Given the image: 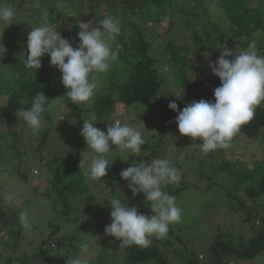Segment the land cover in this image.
Returning <instances> with one entry per match:
<instances>
[{
	"label": "trees",
	"instance_id": "1",
	"mask_svg": "<svg viewBox=\"0 0 264 264\" xmlns=\"http://www.w3.org/2000/svg\"><path fill=\"white\" fill-rule=\"evenodd\" d=\"M40 1L43 6L46 0H32ZM52 2V0H47ZM70 3L74 0H68ZM109 4V16L119 18L123 17L124 23L121 24V34L118 36L122 50L119 51L121 56L118 61H114L110 64L115 68V71L122 70L120 68V61L126 65L128 69L127 76L121 81H114L108 88L107 92L103 94H95L91 102L88 105H76L73 104L68 97L63 98L64 105L68 106L73 115L79 119L78 125L82 127L83 121L89 119H106L109 120L117 110V104H133L137 101L154 100L153 104L156 107H160L161 112L150 121V127L152 126L160 134V139L156 143V151L158 149H165V142L168 138L169 129H176L174 135H182L178 131V125L176 123V117L178 113L171 110L168 107L170 101H175L179 109H183L187 104L192 101H199L200 99L214 100V91H207L202 95V85L208 86L212 81L218 77L215 76L209 62L216 61L220 55L221 49L217 48L226 44L231 49L247 50L248 45L251 41L255 40L259 54L264 55V38H260L258 34L264 33V0H106ZM0 6H10L15 12V18L12 24L9 25L8 40L0 39L5 50L9 47L11 50L5 54L3 49L0 48V54L2 55L0 74V101L4 95L11 89H17V92H23L24 105L23 108L18 105L16 113L23 111L31 107L33 98L41 91L46 97H50L51 90V79L50 77L44 76L39 69L33 70L25 67V60L27 56V46H24L27 41L28 34L33 30L34 27H39L40 21L46 22V15L36 10L38 16L34 18L32 14H29L32 10L28 0H0ZM48 6V5H47ZM48 14L50 15V22L55 24L62 20L57 27L61 35L65 36L72 42L74 48L77 45L79 38L73 39L69 35V31L64 30V23H68L75 19V16L71 13L63 12L60 6L55 4L48 6ZM95 8V7H93ZM85 11L82 17L95 15L97 11L94 9ZM97 7L96 10H98ZM137 15L140 17V22L134 21L131 16ZM105 18V17H104ZM104 18H101L102 20ZM61 22V21H60ZM2 24V23H0ZM167 27L166 32H161V27ZM100 25L98 24L97 27ZM63 28V29H62ZM149 31V32H148ZM148 32V34L146 33ZM78 33V32H77ZM76 33V34H77ZM177 34H182L188 38V41L184 42L181 37ZM150 36V37H149ZM25 47V50L23 51ZM20 51V57L13 58L15 55L14 51ZM192 53L193 56H190ZM207 56H206V55ZM231 59L232 57H226ZM45 58L42 57V64ZM199 65V76L193 78V73L190 71V66ZM41 64V65H42ZM164 65L170 66L176 76V86L183 92L184 98H173L167 95L166 92L162 93L167 77L164 75ZM114 71V72H115ZM92 79L94 80V75ZM15 91V90H14ZM14 91L12 93H14ZM12 96H17L13 95ZM49 101V100H48ZM45 106L46 110L49 107V102ZM1 104V103H0ZM16 104V103H15ZM92 115L91 117L85 118L86 111ZM13 109L7 111L8 116L4 117V114L0 112V125L6 122L14 120L17 116L12 113ZM51 112V111H50ZM89 114V115H90ZM144 115V114H143ZM47 118H52V115L47 114ZM47 129L43 137V142H46L47 134L53 129V126L48 123ZM101 128V127H100ZM11 141L10 146L14 149L16 155H21L22 144L18 141L20 139L19 129L9 128ZM5 131L0 130V134L5 136ZM264 133V103L255 109L254 118L243 125L239 132L233 137L240 139L241 137H249L250 139H257L259 135ZM154 135V133H152ZM152 136V135H151ZM145 138L146 143L142 148H149V138ZM85 141L81 142L76 147L70 148L68 153L62 158V160L56 165V173L52 179V189L47 190L46 196L52 198V204L55 208L54 211L57 214H61L70 221H74L78 218V213L72 215V201L76 198L90 191L92 188L99 184L107 181L109 178L115 177L114 166L108 169L107 177L101 178L100 180H90L88 171L84 169L83 164L80 166L82 161V153ZM150 155V154H149ZM154 158H157L156 154H152ZM232 159H225L222 165L219 166L215 172L207 175L205 185L202 189L204 194H210L213 196L217 206L213 209V215L216 211L222 212V217H226L227 213L240 212L241 221L239 230H236V240L230 242H224L222 239L230 238V227L225 228L222 224L217 228L216 233L211 240L203 241L206 238L204 227L211 225L209 221L213 215L205 214L204 218L201 217L202 223L200 224V217L197 214L198 211L204 208L208 203L200 204L196 203L193 206L184 203L183 193L188 189H193L196 186L195 180L189 181L185 178H181L179 183L166 184L164 191L172 194L176 199L182 200V206H177L181 209V214L184 215V221L181 220L178 223L171 224L166 237L157 239L152 237V244L150 247L141 248L137 245L130 246V261L131 262H148V260H155L158 264H167L168 254L174 252L175 255L183 253L187 255L192 253L193 248L197 242L202 241L207 245V251L201 252L192 258H189V262L200 260L205 258V255L213 258L212 264H224L223 256L229 255L234 256L236 260H254L264 256V214L261 215L260 209L264 208V203H257V198L264 195V161L256 164L253 170L247 171V173L241 175L238 174L237 170L230 172L232 180L226 182L223 178L224 170L227 169L226 165L232 164ZM52 162H49L50 169H53ZM120 164V163H119ZM118 164V165H119ZM115 165V164H114ZM123 163H121V166ZM123 165L124 166H129ZM179 168V163L173 164ZM80 166V167H79ZM120 166V165H119ZM22 165L19 166V168ZM181 167V166H180ZM183 167V165H182ZM234 168V165H233ZM32 172L24 171V169L18 170V174L24 180H27L30 173H34L33 167ZM220 172V173H219ZM219 173V174H218ZM202 175H205L202 172ZM240 177L238 182L232 185L234 179ZM223 177V178H222ZM222 178V179H221ZM247 183L246 187L243 186ZM217 185V186H215ZM216 187V189L214 188ZM219 186V187H218ZM196 189H198L196 187ZM129 190V191H128ZM127 191L130 194L128 199L130 207L131 204L136 201L141 205V209L149 201H147L144 193H139L135 197L131 190L128 188ZM228 191V194L226 192ZM239 192H242L241 194ZM220 193L226 194L229 198L221 197ZM6 195H3L0 199V205L7 202ZM42 198V197H41ZM75 198V199H76ZM177 202V201H176ZM62 203L63 207L59 210L58 204ZM27 204V202H25ZM80 211V205L83 204V200L80 198L77 202ZM254 205V208L252 205ZM221 206V209H219ZM83 210L88 213L93 209L90 202L82 205ZM22 207H9L11 213L9 221L5 224H0L1 228H5V233L1 234L3 228L0 230V243L2 248L12 247L17 248L19 244L17 236L21 235L19 231L20 213ZM139 212L147 214L142 210L138 209ZM226 212V215L223 213ZM77 211V212H78ZM200 213V214H201ZM261 219V224H257L256 220ZM206 221V222H205ZM190 222V224H187ZM199 223V227H198ZM87 223H84V225ZM51 225V224H50ZM62 228L61 224H58L56 229L51 232V236L43 241L38 251H35L32 257L29 255V259L16 260L15 257H5L0 253V259H7L6 264H59V259L53 260L50 257L49 249L52 244L57 245L58 242L57 233ZM79 228H83V224ZM229 231H225V230ZM66 238L73 239L68 236ZM229 235V236H228ZM64 237V235H63ZM119 241L115 240H104L102 244H107L110 248L118 246ZM50 244V245H49ZM170 246L169 249L166 246ZM159 246H163V252ZM55 247V246H53ZM27 254V253H26ZM25 254V255H26ZM164 254L167 256V260L164 259ZM28 257V254L25 256ZM233 258V257H232ZM164 261V262H163ZM236 262V261H235ZM233 261H229L228 264H235Z\"/></svg>",
	"mask_w": 264,
	"mask_h": 264
},
{
	"label": "rangeland",
	"instance_id": "2",
	"mask_svg": "<svg viewBox=\"0 0 264 264\" xmlns=\"http://www.w3.org/2000/svg\"><path fill=\"white\" fill-rule=\"evenodd\" d=\"M28 2L30 6L34 7L29 13L32 14L34 18L38 16V14L35 12L36 10L42 12L44 16L46 15V22L40 21L39 27L42 25H49L54 28H58L57 26L62 23V20H60L61 22L59 21L55 24L50 22L48 6L53 4L60 6L63 12L74 15L75 19L70 21L69 24L65 22L63 27L66 31L71 30L69 31V35L73 39L76 37V33L80 30L78 26L80 22L91 21V27H97L99 21L102 20L101 18L110 15L108 5L109 3L106 0H74L71 3L68 0H52V2L46 0L44 6L40 1L28 0ZM97 7H99L98 10H96ZM92 8L97 11L96 14L92 16L89 15V17L84 19L82 17L83 13H85V11L91 10ZM131 17L134 19V21L140 22L141 18L137 15H133ZM119 19L123 25V17L119 16ZM166 29L167 27L162 25L161 32H166ZM11 32L12 31L9 30V25L5 27L3 23L0 24V39L8 40V33ZM148 32L146 33L148 34ZM177 35L181 37L184 42L188 41V38L184 37V35ZM62 36L65 37L66 33L65 36ZM258 36L260 38H264V33L260 32ZM79 43L80 42H78L77 45H79ZM24 46H27V41L25 42ZM111 46L114 49H118V52L122 50V46L120 45L118 37L115 42H111ZM10 50L11 48L9 47L8 50H5V54H7ZM24 50L25 47L23 51ZM14 52L15 55L13 58L20 57V51L16 50ZM2 54L3 53L0 54V59H2ZM120 56L121 54L119 53L118 59ZM190 56H193L192 53ZM43 57L45 60L40 69L44 76L50 77L52 93L50 97H47L49 99V107L43 114L44 124L42 128L39 131L34 132L30 127L27 126L23 119L17 115L16 109L14 110V108H16L18 105L23 108L24 95H21L23 92L20 91V94L17 92V89H10L0 101V112L4 114V117L8 116L7 111L9 109H13L12 113L17 116L14 120L0 125V130L6 132L5 136L0 134V199L3 195L8 193H15L17 196V199L12 203L7 201L5 204L0 205V224H5L7 221H9V217L11 215L9 207L12 206L18 208L23 206L21 212L26 211L28 213L31 225L29 228H24L22 225H19V231H21L22 234L16 237V239L19 241L17 248H2V246H0V253H2L5 257H15L18 261L22 258L29 259V255L31 254L30 257H32L34 252L38 251L39 247L42 246L43 241L51 236V232L56 229L58 224H61L62 228L60 229L59 233H57V236H59L58 242L56 241L57 245L53 244L51 246L49 244L50 248H48L50 257H52L53 260L59 259V264H71L72 259L80 254V245L83 243H88L90 245L88 253L90 257V264H158L152 259L148 260V262H131L129 249L130 246L123 244L120 240H118L119 245L116 247L113 246L112 248H110L107 244H102V241L104 240L108 241L116 239L113 236L105 234V226L111 223V205L108 204L110 200L113 198H119L121 199L122 203L129 204L128 199L130 198V192L128 193L129 190L127 191L128 181H125L120 176V172L127 168V166L123 167V165L132 164L133 160L137 162H140L141 160L150 161L154 159L152 154H156L157 158H168L172 161V164H175V162L179 163V168H176L178 169L181 178H185L189 181L195 180L196 182V186L193 189H187L183 193L184 203L190 206H193L196 203H208L204 208H201L203 213H201V210L197 212L200 217L201 224L203 220L201 217L204 218V215L209 213V215H213V209L215 206H217V204L214 205L213 203L215 202L213 196H210V194L207 193L204 194V191L202 190L207 184L205 177H207L208 174L215 172V170L222 165V162L225 159L234 160L232 161L234 168L230 163L226 165L227 169L224 170L225 177L222 178L226 182L232 180L230 174L232 169L237 170L238 174L240 173L239 175H241V173L245 174L247 171L253 170L256 164L262 163L264 161V133L259 135L257 139H250L249 137H241L240 139H237V137H233L229 143V147L219 148L215 151L204 153L201 151L199 143L202 141L199 138L193 140L185 135L175 136L174 133L176 129H169L168 131H170V133L168 134V138L165 142V149L159 148V151H156V143L160 139V134L156 133L157 131L152 126L150 127V121L155 117L156 114L158 115L161 112L160 107L154 106V100L137 101L133 104L120 103L117 104V110L111 118L109 117V120L106 121V119L103 118L95 119L96 121H93V126L98 127L102 131L106 132L107 122L112 123L114 120H120L122 124L127 123L136 127L142 132L144 138L152 135L149 138L150 141H148L150 144L149 148H142L141 154L143 157H134L130 155L128 150L117 151L116 146L112 145V150L114 152L111 154L110 159H113L112 165L116 171L114 173L115 177L109 178L107 181L92 188L90 191L82 193L77 198L76 196L73 198L71 203L72 215L75 216L78 213V218L71 222L69 218H66L61 214H57V212L54 211L55 208L52 204L53 195L52 198H48L46 193L47 190L52 189L51 181L56 173V165L68 153L70 148L76 147L85 140L80 135L81 127L78 125L79 119L75 117L71 109L63 103V98H67L66 93L68 89L61 82L62 73L55 66L50 64V57L47 54H45ZM118 59L116 61H118ZM1 61L2 60H0V74L2 73ZM120 68L122 70L115 71V68L110 66L107 72L94 75V82L97 85L96 94L106 93L107 88L114 81H121L127 76L128 69H126V65H124L122 61H120ZM162 69L164 75L168 79V81L165 83L162 93L166 92L167 95L173 98H178L174 95L176 94L181 97L183 96L180 98L183 99V92L180 89H177L176 86V76L174 70L168 65H164ZM199 71V65H193L192 63L189 72L193 73V78H198L200 74ZM220 83V79L217 78L215 81L213 80L208 86L203 84L202 95L207 91H214V89L218 87ZM13 91L14 93H12ZM12 94L17 96H12ZM188 103L189 101L186 100L185 104ZM47 114H51L52 118H47ZM89 114L90 113L87 109L85 118L92 116ZM48 123L53 126V129L49 132V134H47V139L44 143L43 137ZM9 128H16L22 131L20 132L21 136L18 141L23 145L21 148V155H16L14 149L10 146L11 141L8 140L10 138V133L8 132V130H10ZM152 133H154V135ZM94 155L95 153L91 149L87 148V144L85 142L82 159L84 158L83 166L86 171L88 169V164ZM49 162H52L51 165L54 166L53 169H50ZM121 163H123L122 166ZM20 165H22V167L19 168ZM32 167L39 168V174L35 175L30 173L27 180H24L18 174V170L22 168L24 171H28V173L32 172ZM202 172H204L205 175H202ZM239 179V176L234 179L232 185L235 184V182H238ZM247 185L249 184H243L245 187ZM215 186L214 188L216 189ZM196 187L198 189H196ZM239 193L241 194L242 192ZM226 194H228V191ZM226 194L223 193L222 195L220 193L221 197L229 198ZM80 198L83 200V204L90 202V205L92 204L93 209L86 213L83 210V204H81L80 211H78L79 208L77 202ZM229 200L232 201L231 198H229ZM176 201L178 205L182 206L181 199H176ZM25 202H27V204H25ZM257 203H264V195L257 198ZM131 205L136 206L137 209H140L143 212H146L147 215H154L151 210V205L148 203L143 209H141V205L136 203V201ZM254 205L255 204L252 205L253 208ZM58 206L59 210H61L63 204L59 203ZM219 209H221V206ZM226 212L227 210L223 213V215H226ZM221 213V211H216L210 219L206 220L209 221L211 225L204 227V232L206 233L207 237L204 238L203 241L211 240L220 224H222L223 227L228 228L232 223L236 224L232 225L231 227V230L233 231H230V238L228 237L226 239L227 236L225 237L224 234L222 239L226 243L230 242L231 240H236V230H239L240 228L239 225L241 221V213L229 212L227 213L226 217H222ZM260 213L261 215L264 214L263 207L260 209ZM181 217V220L183 223H185L184 215L181 214ZM256 222L257 224H261V219L256 220ZM84 223L87 224L84 225ZM82 224L83 228H79ZM187 224H190V222H187ZM2 228L0 226V230ZM5 231V228H3L1 234H4ZM225 231L229 230L226 229ZM65 234L73 237V239L66 238ZM159 248L163 252H166V249L164 250L163 246H159ZM166 248L169 249L170 246L168 245ZM206 249L207 245L200 241L197 242L193 248L194 251L192 253H188L187 255H183V253H181L176 256L175 253L171 252L170 250L168 254L169 262L167 261V264H212L213 258L207 256V254L205 255L204 259L201 257L200 260L197 261H188L189 258L199 254V251L200 253H204ZM26 253L28 254V257H25L27 255ZM166 255L164 254L165 260H167ZM229 261H236L235 264H264V256L261 255L254 260H236L234 256L224 255V264H228ZM6 263V258L0 259V264ZM14 264H16V262H14ZM160 264L162 263L160 262Z\"/></svg>",
	"mask_w": 264,
	"mask_h": 264
},
{
	"label": "clouds",
	"instance_id": "3",
	"mask_svg": "<svg viewBox=\"0 0 264 264\" xmlns=\"http://www.w3.org/2000/svg\"><path fill=\"white\" fill-rule=\"evenodd\" d=\"M14 18L13 8L0 6V23L6 27L12 24ZM91 24V21L78 24L80 30L77 37L80 43L76 48L57 28L49 25L34 27L27 37L25 67L39 69L41 58L47 54L50 64L62 73L61 82L68 89V99L76 105L91 102L97 87L92 74L107 72L119 55L111 42H115L121 34L120 19L107 16L99 21V27H91ZM0 48L4 53L2 44ZM217 48L221 49L218 59L209 62L212 73L221 82L214 89V100H194L182 110L174 100L168 104L171 110L178 113L176 123L179 133L193 140L199 138L204 153L229 147L233 136L254 118L256 107L264 103V55L259 54L256 41H251L247 50L242 51L233 50L226 44ZM229 56L232 58H226ZM48 100L40 91L33 98L30 108L17 113L34 132L39 131L44 124L43 114ZM93 121L96 120H84L80 129L87 148L95 153L87 169L90 180L107 177L113 162L110 159L114 152L112 145L116 146L117 151L128 150L131 156L143 157L142 146L146 141L136 127L114 120L112 123L107 122L105 132L94 127ZM83 163L84 158L80 166ZM120 176L128 181L133 197L139 193L145 194L154 215L141 213L136 206L130 207L128 203H122L121 199L113 198L108 203L111 205V223L105 226V234L125 245L150 247L152 237H165L169 226L181 221V209L176 204V197L163 190L166 184L180 182L179 171L170 159L154 158L140 162L133 160L120 172ZM5 198L12 203L17 196L8 193ZM20 221L24 228L31 226L26 211L20 213ZM89 248L88 243L80 245L81 252L72 259L71 264H90Z\"/></svg>",
	"mask_w": 264,
	"mask_h": 264
},
{
	"label": "built area",
	"instance_id": "4",
	"mask_svg": "<svg viewBox=\"0 0 264 264\" xmlns=\"http://www.w3.org/2000/svg\"><path fill=\"white\" fill-rule=\"evenodd\" d=\"M35 173H39V170L37 168L34 169ZM53 245V244H52ZM55 245V244H54ZM201 257H204L203 255H201Z\"/></svg>",
	"mask_w": 264,
	"mask_h": 264
}]
</instances>
